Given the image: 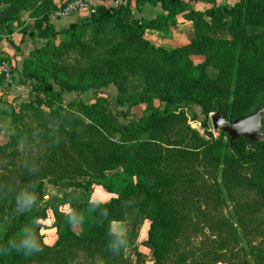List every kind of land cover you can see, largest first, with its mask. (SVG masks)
<instances>
[{"label":"trees","instance_id":"16d2710c","mask_svg":"<svg viewBox=\"0 0 264 264\" xmlns=\"http://www.w3.org/2000/svg\"><path fill=\"white\" fill-rule=\"evenodd\" d=\"M133 2L157 6L163 14L151 20H136L131 12ZM220 10L235 18L230 24L232 41L221 42L223 46L215 48L204 64L195 68L186 66L179 77L174 76L173 79L155 74L152 65H143L150 52L138 51L136 46H150L143 39L145 31L161 30L168 18L180 14L187 16L188 6L183 0H127L125 8L98 5L89 19L71 24L60 32L49 24L50 17L46 13L35 26L29 28V36L47 42L61 34L70 36L69 44L44 50V64L50 72L62 67L68 57L74 60L92 57L98 47L113 58L105 65L106 72L112 74L109 78L112 81L124 75L121 72L118 76L121 67L128 70L139 67L138 75H146V82L156 88L159 100L166 107L163 111L154 110L148 116V126L140 127L139 122L132 121V124L117 126L116 130L129 135L126 132L130 125H134L141 128L143 134L165 146L176 148V151L152 160L147 169H137L136 159L128 158L136 152L131 145H127L119 156L110 157L116 147L111 143L112 146L98 157L96 152L100 146L92 145L93 132L80 128L82 122L78 115L94 112L93 108L70 104L68 109H64L61 105L62 94L77 93L78 88L54 79L52 76L55 74L50 76L53 83H49L50 72L37 76L27 75L25 70L27 78L35 81L32 92L36 98L20 104L7 116L13 137L0 146V229L3 232L0 249L6 248L9 241H18L32 219L46 218L45 208L35 209L32 215L17 207L16 196L21 190L27 189L41 198L44 184L63 190L83 189L95 184L112 198L104 204H94L64 194L63 199L50 208L54 214L56 243L50 248L43 247L31 257H24L15 250H0V264H129L123 254L124 247L115 255L108 247L109 242L116 238L110 233L109 222L123 220L128 212V202L136 191L141 195L138 212L149 223L147 243L153 251V264L223 262L218 249H222L221 242L227 238V225L224 219L219 220L216 211L210 213L212 220L221 222L223 227L210 244L204 243L199 252H190L185 247L193 233L200 229L196 220L207 213L200 209L202 205L214 211L228 200L240 204L242 215L247 213L249 219L264 223V143H249L244 138L230 143L222 132L219 139L210 136V142H207L190 128L182 130L174 125L185 126L179 116L172 115L174 109L193 104L201 109L203 115L223 113L233 122L244 118L247 110L254 106L256 93H264V50L258 51L264 35L255 37V41L253 37L247 39L244 36V27L255 23L249 16L253 6L240 0L237 6ZM207 14L218 15L216 9ZM9 23L8 19L0 18V27L7 29ZM87 29L95 33L88 38L89 43H84L83 35L77 36L76 32ZM201 44L191 43L192 52L201 50ZM188 48L162 53L169 55V60L173 61L175 55L190 53ZM62 70L69 71L70 68L63 66ZM101 71L93 72L96 81L104 76ZM54 85L59 87V91L54 90ZM118 115L125 119L130 117L128 112ZM162 120L171 121L169 127L157 123ZM261 120V131L264 132V116ZM103 126L108 127L104 122ZM191 151L196 153L199 165L209 169L211 179L204 180L197 173L189 176L182 173L180 163L184 156L189 157ZM165 158V162L171 160L173 166L165 165ZM26 162L34 163L37 171L30 173L25 167ZM115 170V173L107 175ZM200 191L204 192L202 197L198 196ZM236 198L242 199L241 203H248L242 205L234 201ZM62 205H67L71 212H61L59 208ZM72 216L82 219L72 223L69 220ZM75 224L80 226V234L73 231ZM253 253V264H264V254L260 251Z\"/></svg>","mask_w":264,"mask_h":264},{"label":"rangeland","instance_id":"374dc122","mask_svg":"<svg viewBox=\"0 0 264 264\" xmlns=\"http://www.w3.org/2000/svg\"><path fill=\"white\" fill-rule=\"evenodd\" d=\"M69 0H0V18L8 19L9 28L0 27V60L6 61L12 70V79L10 83H2L0 81V146L12 139V128L10 120L7 117L12 109H16L20 104H24L31 99L36 98L32 92V86L35 81L28 79L27 75H45L50 69L44 64L46 56L44 50H49L52 46L61 48L70 43L68 34H61L56 39L50 41H42L38 38H32L28 35L29 28L35 26L42 17L48 13L49 24L53 26L56 32L66 30L71 24H80L82 21L89 19L88 16H75L55 20L53 13L59 7L67 3ZM98 5H107V0H97ZM188 6V15L185 14L168 18L167 23L163 24L161 30L150 29L144 32L143 39L150 46L140 45L136 49L141 52H150L147 59L143 61V65H152L155 74H160L166 79H173L174 76L179 77L180 73L186 66L195 68L204 64L207 57L215 48L223 46L221 42L232 41V30L230 24L235 21L234 16L221 8L230 9L237 6L240 0H183ZM248 5L253 6L252 16L253 23L251 26H245L244 30L247 39L256 40L264 35V0H243ZM214 7V8H213ZM216 9L217 16L213 17L207 13ZM132 17L136 20H151L163 14L157 6H151L148 3L138 5L133 2L131 7ZM190 12V14H189ZM245 23V21H242ZM248 23V22H246ZM256 23H258L256 25ZM160 25H162L160 23ZM255 25V27H254ZM95 32L87 29L76 32L77 36L83 35L82 41L89 43L88 39ZM201 44V50L192 52L191 43ZM260 42V41H258ZM256 42V43H258ZM255 42L253 44H256ZM189 47L188 54L175 55L174 60H169V55L162 52H172L174 49ZM151 50V51H150ZM153 50V52H152ZM158 50V51H156ZM264 50V40H261L258 51ZM156 51V53H155ZM162 54V55H161ZM161 56V57H160ZM40 57V58H39ZM123 57V56H122ZM124 58V57H123ZM42 60V61H41ZM109 58L102 47H98L95 54L90 58L83 60H74L71 57L66 59L63 66L69 67L70 70H62L63 66L56 68L50 72V76L55 74L54 79L70 83L77 87L76 92L62 94V107L75 105L93 108L94 112H84L78 114L81 117L82 130H90L93 132L92 145L100 146V150L96 152L101 157L114 143L115 150L109 153L110 157L119 156L127 145L133 146L136 151L128 158H135L137 169H147L152 160H157L167 152L176 151V148H170L153 140L151 136L143 134L141 128L130 125V128L124 135L121 131L116 130L119 125H129L132 121L139 122L142 126H148V116L154 111H163L166 104L159 100V94L151 84L146 82V75H138L139 67L134 66L132 70L121 67L119 69V77L116 81L109 79L112 74L106 72L105 65ZM119 62V61H117ZM56 66V65H55ZM65 69V68H64ZM102 70L104 76L95 80L94 71ZM49 83H53L51 77ZM55 91H59L58 86H53ZM255 104L247 110L245 116L253 114L264 107V93L258 92L254 95ZM172 115L180 117V121L185 126L174 125L182 130L185 127L190 128L199 137L210 142V136L213 139L220 138V132L214 131L211 125V116L217 112H209L206 115L196 105L177 106ZM84 111V109H82ZM128 112L130 117L125 119L120 117L119 113ZM226 116V114H220ZM244 116V117H245ZM226 119H230L226 116ZM108 127L103 126V122ZM262 121V120H261ZM171 121H158L162 127H169ZM231 122V121H230ZM262 123H260V132ZM206 127V128H205ZM225 139V138H224ZM195 152H189V157L184 156L180 163L182 173L186 176L197 173L202 179H211L209 169L200 166ZM90 157V156H88ZM164 159L163 163L165 162ZM165 165H171V160H167ZM108 172L107 175L115 173ZM42 197L39 198L35 194L36 204L26 213L33 215L35 209L45 208L47 210L46 218L43 220L32 219L28 226L37 237L41 248L52 247L57 241V232L53 226L54 214L50 209L57 205L64 194H70L73 198L81 202H90L94 204H104L108 202L112 195L108 194L101 187L95 184L83 189L63 190L61 188L52 187L44 184L42 188ZM203 191L198 192V196L202 197ZM141 200V195L136 191L128 202V212L123 220L109 222V230L112 235L121 236L126 240L124 246V256L129 264H153L154 256L152 248L147 243L148 221L138 212L137 205ZM240 198L234 201L241 203ZM247 201L241 204L246 205ZM239 205V206H238ZM226 200L225 204L219 205L218 209L200 208L209 214H202L196 220L199 224V231L193 233L191 239L186 242L185 247L190 252H199L204 243L210 244L214 235L218 233L222 226L221 222L213 221L212 212L216 211V215L220 219H224L226 223L227 238L223 240L222 249H218L222 253V263L219 264H253V252L260 251L264 254V223L258 219H249L247 213L242 215L240 204ZM246 209V208H245ZM59 210L69 214L71 211L67 205L60 206ZM201 210V211H202ZM73 231L80 234L81 229L78 224L73 226ZM3 234L0 229V236ZM191 235V233H190ZM214 242V241H213ZM215 244V243H214ZM225 247V248H224ZM252 256V257H251Z\"/></svg>","mask_w":264,"mask_h":264},{"label":"clouds","instance_id":"9594fccd","mask_svg":"<svg viewBox=\"0 0 264 264\" xmlns=\"http://www.w3.org/2000/svg\"><path fill=\"white\" fill-rule=\"evenodd\" d=\"M25 167L30 173L37 171L36 166L32 162H26ZM36 204L35 194L29 192L27 189L21 190L16 196V205L19 209L27 211ZM82 218L72 216L69 218L70 222L78 223ZM126 245V240L116 236V238L109 242V249L112 253L118 254L120 249ZM4 252L15 250L18 253H22L24 257H31L36 253L42 251L41 245L30 228H25L20 235L18 241H9L6 248L0 249Z\"/></svg>","mask_w":264,"mask_h":264},{"label":"water","instance_id":"95a60500","mask_svg":"<svg viewBox=\"0 0 264 264\" xmlns=\"http://www.w3.org/2000/svg\"><path fill=\"white\" fill-rule=\"evenodd\" d=\"M263 116L264 107L233 122L227 121L224 115L215 113L211 116V125L214 131L226 135L230 143L239 140V138H244L249 143L259 144L264 143V135L260 132V123Z\"/></svg>","mask_w":264,"mask_h":264},{"label":"built area","instance_id":"2783aa9c","mask_svg":"<svg viewBox=\"0 0 264 264\" xmlns=\"http://www.w3.org/2000/svg\"><path fill=\"white\" fill-rule=\"evenodd\" d=\"M107 5L114 8H125L127 6V0H107ZM96 7L97 4L92 3L91 0H69L53 13V18L57 21L83 15L90 17L95 13ZM11 79V67L6 61L0 60V81L8 84Z\"/></svg>","mask_w":264,"mask_h":264},{"label":"crops","instance_id":"0c3cea01","mask_svg":"<svg viewBox=\"0 0 264 264\" xmlns=\"http://www.w3.org/2000/svg\"><path fill=\"white\" fill-rule=\"evenodd\" d=\"M91 2L94 3V4H97L98 3L97 0H91Z\"/></svg>","mask_w":264,"mask_h":264}]
</instances>
